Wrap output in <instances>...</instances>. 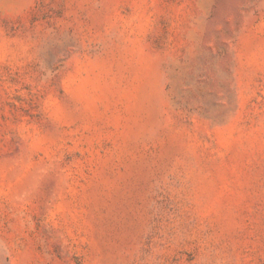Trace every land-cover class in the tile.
<instances>
[{"label":"rangeland","instance_id":"obj_1","mask_svg":"<svg viewBox=\"0 0 264 264\" xmlns=\"http://www.w3.org/2000/svg\"><path fill=\"white\" fill-rule=\"evenodd\" d=\"M0 264H264V0H0Z\"/></svg>","mask_w":264,"mask_h":264}]
</instances>
